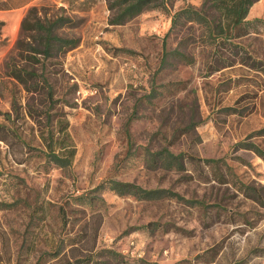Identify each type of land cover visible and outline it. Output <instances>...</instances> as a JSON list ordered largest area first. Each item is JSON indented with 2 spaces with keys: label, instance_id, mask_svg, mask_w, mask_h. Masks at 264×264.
<instances>
[{
  "label": "rangeland",
  "instance_id": "rangeland-1",
  "mask_svg": "<svg viewBox=\"0 0 264 264\" xmlns=\"http://www.w3.org/2000/svg\"><path fill=\"white\" fill-rule=\"evenodd\" d=\"M201 2L111 24L107 0H0V69L29 7L78 39L34 65L52 102L44 82L43 97L0 82V264H264V156L240 145L264 151V0L246 16L258 33L211 42L195 23L171 28ZM174 49L192 62L162 64ZM49 130L73 149L66 167L46 155ZM162 148L183 167L149 166ZM108 180L175 196L95 189Z\"/></svg>",
  "mask_w": 264,
  "mask_h": 264
},
{
  "label": "trees",
  "instance_id": "trees-1",
  "mask_svg": "<svg viewBox=\"0 0 264 264\" xmlns=\"http://www.w3.org/2000/svg\"><path fill=\"white\" fill-rule=\"evenodd\" d=\"M258 0H202L199 8L186 6L176 11L172 17L171 28L182 22H191L199 25L203 30V37L208 42L221 38V40L246 37L251 33H258L256 23L263 22L259 18L247 20L246 16L250 7ZM108 8L111 11V24H122L145 10L161 7L167 0H107ZM70 20L62 15L54 18H43L36 7H29L20 22L19 35L14 43L12 51L4 59L0 69V82L3 78H10L19 83L27 92L38 94L43 97L44 88L47 90V99L53 101L52 87L47 79L43 77V70L37 73L35 64H40L43 69V58L55 57L61 53L74 48L78 39L75 37L64 36L60 33L64 27L68 26ZM4 25L0 21L1 28ZM211 40V41H210ZM176 55L182 61L191 63V57L177 49L165 51L162 57V64L168 61L169 55ZM261 60L254 59L252 66L264 71L260 67ZM12 111L16 113V97L14 93L11 97ZM10 117V112L1 113ZM64 129H62L63 131ZM255 133L264 136V127ZM63 138L54 139L53 131L49 130L44 138L46 142V155L51 161L60 167L69 165L73 149L66 148ZM43 141V135H41ZM240 145L245 149L254 151L259 156H264V151L252 142H241ZM56 149H58L56 151ZM147 164L151 167L166 169H181L183 167L182 154H173L168 149L162 148L156 151L147 152ZM109 188L121 195L126 191H131L138 199H156L167 196H175L172 192L164 189H143L130 184H123L114 180H108L99 184L98 188ZM258 196V194H256ZM110 258H115L112 252ZM90 257L88 259V262ZM104 261L105 264H109ZM84 262H87L86 260ZM107 262V263H106ZM94 264H98L95 261ZM157 264V263H151Z\"/></svg>",
  "mask_w": 264,
  "mask_h": 264
},
{
  "label": "crops",
  "instance_id": "crops-1",
  "mask_svg": "<svg viewBox=\"0 0 264 264\" xmlns=\"http://www.w3.org/2000/svg\"><path fill=\"white\" fill-rule=\"evenodd\" d=\"M259 1H261V0H259ZM257 2H258V1H257ZM257 2H255V3H254L255 5L253 4L251 7L254 8V6H256V3H257Z\"/></svg>",
  "mask_w": 264,
  "mask_h": 264
}]
</instances>
